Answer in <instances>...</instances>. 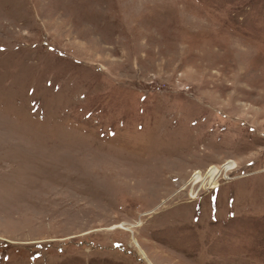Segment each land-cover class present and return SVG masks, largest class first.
<instances>
[{"label": "rangeland", "instance_id": "374dc122", "mask_svg": "<svg viewBox=\"0 0 264 264\" xmlns=\"http://www.w3.org/2000/svg\"><path fill=\"white\" fill-rule=\"evenodd\" d=\"M0 264H264V0H0Z\"/></svg>", "mask_w": 264, "mask_h": 264}, {"label": "bare ground", "instance_id": "6f19581e", "mask_svg": "<svg viewBox=\"0 0 264 264\" xmlns=\"http://www.w3.org/2000/svg\"><path fill=\"white\" fill-rule=\"evenodd\" d=\"M195 179H197V178H195Z\"/></svg>", "mask_w": 264, "mask_h": 264}]
</instances>
